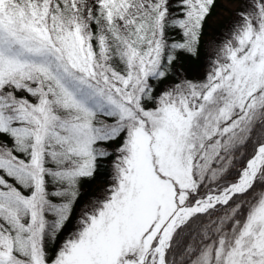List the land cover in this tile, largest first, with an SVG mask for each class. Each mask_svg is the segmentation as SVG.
Listing matches in <instances>:
<instances>
[{
  "label": "snow or ice",
  "instance_id": "snow-or-ice-1",
  "mask_svg": "<svg viewBox=\"0 0 264 264\" xmlns=\"http://www.w3.org/2000/svg\"><path fill=\"white\" fill-rule=\"evenodd\" d=\"M227 2L0 0V264H264V0Z\"/></svg>",
  "mask_w": 264,
  "mask_h": 264
},
{
  "label": "trees",
  "instance_id": "trees-1",
  "mask_svg": "<svg viewBox=\"0 0 264 264\" xmlns=\"http://www.w3.org/2000/svg\"><path fill=\"white\" fill-rule=\"evenodd\" d=\"M225 1H227V0H225ZM220 10H221V8H220V6L218 4L217 8L214 9V11H213L212 17L208 21L209 25L214 26L217 29H219V27L222 26L223 22L226 21L229 18L228 13L223 15V16H221L220 15ZM97 187H99V183L98 182H94L90 186V191L95 189V188H97Z\"/></svg>",
  "mask_w": 264,
  "mask_h": 264
},
{
  "label": "rangeland",
  "instance_id": "rangeland-1",
  "mask_svg": "<svg viewBox=\"0 0 264 264\" xmlns=\"http://www.w3.org/2000/svg\"><path fill=\"white\" fill-rule=\"evenodd\" d=\"M221 2L222 3H224L227 7H229V8H234L235 7V5L234 4H229L227 1H225V0H221ZM225 14H227L226 12H223L222 10H220V15L221 16H223V15H225Z\"/></svg>",
  "mask_w": 264,
  "mask_h": 264
}]
</instances>
